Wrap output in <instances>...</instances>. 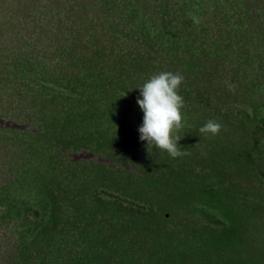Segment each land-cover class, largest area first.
<instances>
[{
	"label": "trees",
	"instance_id": "1",
	"mask_svg": "<svg viewBox=\"0 0 264 264\" xmlns=\"http://www.w3.org/2000/svg\"><path fill=\"white\" fill-rule=\"evenodd\" d=\"M100 5L117 44L95 48L100 67L71 55L45 70L22 51L0 65L12 94L37 99L29 111L49 105L45 116L22 105L9 115L34 118L36 131L0 125V150L22 148L15 163L1 160L3 172L15 165L16 173L0 183V264H264V171L252 168L264 166V0ZM215 61L233 83L231 102L209 111L200 103L208 94L202 74ZM149 68L183 76V126L173 133L183 156L139 139L137 87ZM209 119L221 124L216 135L199 131ZM81 150L116 161H72ZM236 171L257 185L233 180ZM181 207L198 218L182 230ZM245 231L255 238L249 245Z\"/></svg>",
	"mask_w": 264,
	"mask_h": 264
},
{
	"label": "rangeland",
	"instance_id": "2",
	"mask_svg": "<svg viewBox=\"0 0 264 264\" xmlns=\"http://www.w3.org/2000/svg\"><path fill=\"white\" fill-rule=\"evenodd\" d=\"M100 7V0H0V65L3 66L6 60L12 61L14 57L17 55L21 56L23 55L22 52H24V54H32L34 58L40 57L41 66L45 70H52L58 63V60L60 63L67 62V58H71V55L90 58L88 62L89 66L94 63L100 67L99 58L101 55L98 54V51H95V48L102 46L106 52H109L112 47L117 45L113 31L106 22L108 17L105 14L106 11ZM93 43H96L95 47H93ZM148 70L153 74L165 71L154 68H149ZM220 72L221 69H219V65H216L215 61L214 64L208 65V69L206 68L202 74V77L208 82L206 84L208 94L205 92L201 93L202 99L200 103L204 109L209 111H211L210 108L212 107L222 108L231 102V97H228L227 91L233 83L230 86H226V82L223 80ZM184 79H188V76L185 75ZM9 83L10 80L5 74V70L0 69V125H9L20 129L28 128L29 130L36 131V128H39V126H37V120L35 121L33 117V121L29 124H26L25 121H19L14 117H9V115L14 116L18 114L21 105L28 108L27 111H29L28 103L31 101L37 102V99L33 100L34 97L31 98L26 93L20 92L19 94L17 92L18 94H12L11 89L15 85L9 87L7 86ZM210 88H213L212 91ZM38 107L44 116L47 115L49 105L44 104H33L29 112L36 115L39 112L37 110ZM1 114L6 115L8 119L1 117ZM27 118H29V114H27ZM183 123L186 122L184 121ZM236 128V131L232 135L239 137L242 132L240 128ZM2 143L3 140H0V148H2ZM258 149L261 152L264 150V140L263 146ZM21 151L22 148L15 142L10 150L1 149L0 167L3 165L2 159L9 158L8 162L15 163L17 160L15 155L18 153L21 157ZM71 155L72 161L83 157L90 161L89 165H92L95 161L107 163L116 161L110 159L112 153L108 154L109 157H105L87 150H81ZM240 160H242V157H240ZM263 160L264 154L260 158L259 164ZM118 164L123 166L119 161ZM118 164L115 163V166ZM195 164L196 161L194 160L191 166ZM115 166L112 165L111 168L114 169ZM127 167L129 168L130 166ZM252 168L256 171H264V166L262 168L257 164H253ZM3 169L5 170L7 167H2V170L0 169V183L3 181V178L11 179L16 173L15 165H12L9 171L3 172ZM235 173L239 176H236ZM234 175L233 180L234 178L239 182L242 180L246 187L257 185L255 179H249L239 171L234 172ZM176 215L177 217H183V223L179 226L181 230L183 226L189 228L191 225L190 220L195 219L194 215L185 214L182 207L179 208ZM195 220H198V218ZM166 225L173 226L174 222L168 220ZM188 231L189 229L186 231L187 234H182V236L188 238ZM244 236V245H249L255 239L253 238L254 235L248 234V231H245ZM123 249L126 251L125 245H123ZM2 255H4V250L0 248V262Z\"/></svg>",
	"mask_w": 264,
	"mask_h": 264
},
{
	"label": "clouds",
	"instance_id": "3",
	"mask_svg": "<svg viewBox=\"0 0 264 264\" xmlns=\"http://www.w3.org/2000/svg\"><path fill=\"white\" fill-rule=\"evenodd\" d=\"M182 80L180 73L162 71L137 87L139 96L136 103L143 113L142 123L138 127L139 139L146 141L147 146L165 150L173 158L186 154L178 145L180 137L173 134L174 130L183 126L181 109L184 99L178 93ZM220 129L218 121L209 119L199 131L216 135Z\"/></svg>",
	"mask_w": 264,
	"mask_h": 264
}]
</instances>
